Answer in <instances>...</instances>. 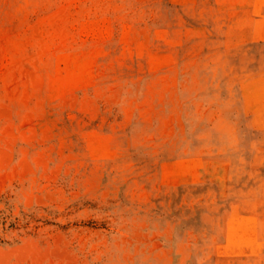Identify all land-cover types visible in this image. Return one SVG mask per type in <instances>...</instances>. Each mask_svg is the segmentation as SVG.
Masks as SVG:
<instances>
[{
    "label": "rangeland",
    "instance_id": "1",
    "mask_svg": "<svg viewBox=\"0 0 264 264\" xmlns=\"http://www.w3.org/2000/svg\"><path fill=\"white\" fill-rule=\"evenodd\" d=\"M0 264H264V0H0Z\"/></svg>",
    "mask_w": 264,
    "mask_h": 264
}]
</instances>
